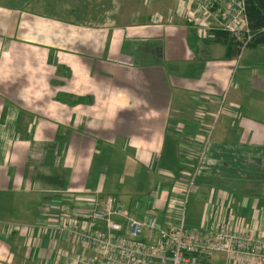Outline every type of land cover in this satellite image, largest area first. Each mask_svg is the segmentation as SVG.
Returning a JSON list of instances; mask_svg holds the SVG:
<instances>
[{"label":"crops","instance_id":"obj_1","mask_svg":"<svg viewBox=\"0 0 264 264\" xmlns=\"http://www.w3.org/2000/svg\"><path fill=\"white\" fill-rule=\"evenodd\" d=\"M51 1L70 5L31 7ZM190 1L0 0V264H91L62 227L90 223L94 193L144 216L132 168L157 175L163 224L189 186L188 228L264 235V43L238 61L180 13Z\"/></svg>","mask_w":264,"mask_h":264},{"label":"built area","instance_id":"obj_2","mask_svg":"<svg viewBox=\"0 0 264 264\" xmlns=\"http://www.w3.org/2000/svg\"><path fill=\"white\" fill-rule=\"evenodd\" d=\"M180 12L201 32L230 34L238 49V61L264 32V28L259 33L252 29L247 0H192ZM186 191L190 194L189 186ZM94 196L85 214L90 223H65L62 227L96 251L91 264H264L262 234L225 226L187 229L184 217L180 223L163 224L154 207L145 209L144 216L137 215L140 199L127 205L115 195ZM183 205L181 200H174L167 213L183 214Z\"/></svg>","mask_w":264,"mask_h":264},{"label":"rangeland","instance_id":"obj_3","mask_svg":"<svg viewBox=\"0 0 264 264\" xmlns=\"http://www.w3.org/2000/svg\"><path fill=\"white\" fill-rule=\"evenodd\" d=\"M9 2V1H7ZM22 1H10V8H16V7H23L21 5ZM27 3V2H25ZM42 3V2H41ZM45 4H48V8H46L45 6H41L40 4L34 2V4H31V7H33L34 9H39L41 10L42 8H44L45 10H49L52 12H56L59 9H64L66 6H69L70 4H68L67 2H57L54 4V1L51 2H45ZM129 4V5H133ZM4 5V4H3ZM146 5V4H145ZM145 7V6H144ZM13 13V10L10 9V14ZM181 13V12H180ZM5 15H9L6 12H2L1 13V17L3 19V16ZM208 36H210V34H208ZM110 163V171H114L115 168L117 166H119V164H117L114 160H112ZM132 171H135V175L133 178H128L127 177V168H123V165L118 169L119 174H126L124 179H123V188L125 190H131V193L128 194H134V198H138V197H142V200H144V207L145 209H150L153 207L154 203L153 200L151 199L150 196H148L146 193H148L149 191L151 192L153 189H156L158 187L156 180L157 175L154 174V172L148 171L147 169L143 168H132ZM167 170L170 171L172 173H174L175 171H177V166L176 164H169L168 166H160L157 170L161 171V170ZM143 175H146L148 181H143L144 177ZM180 179V178H177ZM150 189V190H147ZM134 190V191H133ZM145 191V192H144ZM144 192L142 195L141 193ZM195 193L191 191V193L189 194L186 191V188L183 191V195L181 196V201L183 202V208L186 209L185 211H183V214H181L180 212L176 214V217L174 218V220H176V223H180L182 221V218L184 217V225L187 229H189L187 227V225L185 224V217L189 216L190 213L192 212V210L196 209V207L199 206V201H198V197L196 195H194ZM126 197H130V196H126ZM187 202V204H186ZM40 204V203H39ZM38 204V205H39ZM186 213V214H185Z\"/></svg>","mask_w":264,"mask_h":264},{"label":"trees","instance_id":"obj_4","mask_svg":"<svg viewBox=\"0 0 264 264\" xmlns=\"http://www.w3.org/2000/svg\"><path fill=\"white\" fill-rule=\"evenodd\" d=\"M247 13L252 29L259 33L258 31L264 28V0H247ZM215 33L218 35H226L230 42H233L232 37L227 32L216 31ZM258 35L259 36L256 38L253 44L264 43V32L262 34L260 32ZM193 37L194 36L189 37L190 42H192Z\"/></svg>","mask_w":264,"mask_h":264}]
</instances>
